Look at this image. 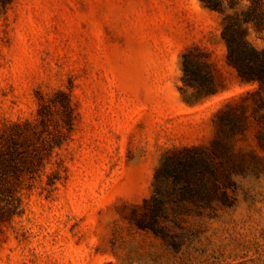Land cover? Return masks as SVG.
<instances>
[{
	"label": "rangeland",
	"instance_id": "1",
	"mask_svg": "<svg viewBox=\"0 0 264 264\" xmlns=\"http://www.w3.org/2000/svg\"><path fill=\"white\" fill-rule=\"evenodd\" d=\"M216 1L0 6V133L31 122L43 156L0 214V264H264V86L241 79L222 38L224 14L250 13L244 38L264 51V0ZM187 148L217 168L214 205L206 171L195 202H167V234L140 227L133 208Z\"/></svg>",
	"mask_w": 264,
	"mask_h": 264
},
{
	"label": "trees",
	"instance_id": "2",
	"mask_svg": "<svg viewBox=\"0 0 264 264\" xmlns=\"http://www.w3.org/2000/svg\"><path fill=\"white\" fill-rule=\"evenodd\" d=\"M214 9H222L216 0H206ZM12 0H0L2 8ZM258 17L246 14L242 19L237 14H224L222 38L227 46V59L233 65L243 81L264 86V51L257 52L244 38L245 30L241 22L251 21L259 25ZM58 93H63L59 91ZM65 122L73 123L74 110L68 97L61 101ZM47 106L42 104L38 110L39 121L46 123ZM35 131L31 122H14L0 133V214L15 213V202L20 201L19 192L25 184L26 175L34 177L35 164L43 165V156L36 151L32 137ZM209 172L214 180V191L209 192L208 203L214 205L216 189L219 187L217 168L212 159L201 156L193 148L182 152H173L165 156L154 176V191L151 198L133 208V216L142 228L151 229L162 235L167 234L161 219L165 218L167 202L177 205L184 201L195 202L205 183L203 174ZM170 185V186H168ZM3 202L6 206H3ZM225 204V200H221ZM197 205H200L197 203ZM210 205V206H211Z\"/></svg>",
	"mask_w": 264,
	"mask_h": 264
}]
</instances>
